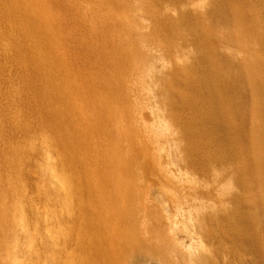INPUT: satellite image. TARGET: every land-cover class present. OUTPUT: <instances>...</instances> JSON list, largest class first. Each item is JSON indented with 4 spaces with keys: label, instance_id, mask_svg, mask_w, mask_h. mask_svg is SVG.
Masks as SVG:
<instances>
[{
    "label": "bare ground",
    "instance_id": "1",
    "mask_svg": "<svg viewBox=\"0 0 264 264\" xmlns=\"http://www.w3.org/2000/svg\"><path fill=\"white\" fill-rule=\"evenodd\" d=\"M134 5L132 12L137 19L130 27L136 36L125 35L120 47L121 51L134 53V63L143 64L144 81L135 84L136 90L141 88L143 92L134 95V108L130 109L125 99L122 106L107 108V125L118 130L127 146L118 179L121 195L133 186L134 158L148 155L150 142L158 144L166 161L161 165L162 173L183 190L209 193L211 188L204 177L218 161L236 158L238 168L224 189L228 192L227 203L209 205L199 200L187 211L179 208L174 215L163 208L169 242H159L152 236L138 237L140 240L129 236L117 224L126 203L120 200L119 205L114 199L111 206L106 200H98L106 208L100 216H105L103 233L99 215L96 219L98 207L83 201L85 191L89 193L87 181L97 182V176L92 172L86 178L81 173L86 166L74 144V137L77 141L78 137L64 132L41 62L32 48L26 47V41L15 34L13 22L9 23L5 35L14 41L11 47L18 57L14 61L26 71L25 86L34 96L31 99L39 101L38 111L34 107L36 113L53 131L55 149L47 158L51 165L44 171V179L48 175L52 179L57 171L62 177H71L82 199L87 236L81 238L84 264H264V155L255 151L264 137V0H135ZM22 17L16 1L0 0V20L23 21ZM16 26L28 38L25 26L20 22ZM216 30L231 39H248L249 55L247 51L244 59L234 61L232 54L218 52L214 44ZM241 136L249 138V143L239 142ZM51 184L54 189L66 188L64 181L51 180ZM63 216H55L54 220L61 222ZM65 216L71 220L74 212L69 210ZM143 225L148 235L147 220ZM28 226L23 216L18 231L27 233L33 244L15 235L4 264H58L56 255L72 235L70 226L62 227L61 223L57 238H53L57 241L51 260L42 258V254L46 252V237H53L52 233L46 237L39 232L31 235ZM21 254L27 257L22 259Z\"/></svg>",
    "mask_w": 264,
    "mask_h": 264
},
{
    "label": "rangeland",
    "instance_id": "2",
    "mask_svg": "<svg viewBox=\"0 0 264 264\" xmlns=\"http://www.w3.org/2000/svg\"><path fill=\"white\" fill-rule=\"evenodd\" d=\"M11 1L17 2L24 18L23 21L13 18L0 20V264L7 263L15 235L26 244L34 242L27 233L18 231L19 220L23 216L31 235L39 232L46 237L52 233L53 237H46V252L42 254V258L49 260L53 259V247L57 241L54 239L61 223L62 227L70 226L72 235L56 255L58 264H84L81 238H87L82 223V199L78 198L71 177H62L57 171L52 179L50 175L45 178L47 187H44V171L51 165L47 158L55 149L52 146L54 136L49 124L37 114L36 103L39 101L31 99L32 94L25 86L26 71L14 61V57L18 59L13 52L15 48L11 47L14 41L7 35L12 22L15 34L26 41V47L32 48L41 62L54 107L61 114L58 118L64 132L78 137V141L74 137V144L86 166L81 173L86 178L92 172L97 176L98 183L86 180L89 193L85 191L83 201L89 200L94 208L98 207L96 219L99 215L98 225L103 233L105 216H100L106 208L99 204L103 200L110 206L114 204L113 199L126 203L121 207L117 224L125 228L129 236L136 237V240L152 236L159 242L171 239L162 218L164 207L174 215L179 208L187 211L199 200L209 205L229 201L228 192L225 193L224 189L238 168L236 158L218 161L211 166L204 177L210 192L195 193L176 186L169 176L162 173L161 165L166 161L155 142L148 144V155L134 154L133 186L121 195L122 184L118 179H121V158L126 156L127 146L120 139L118 130H111L107 125L110 118L107 108L122 106L124 99L130 104V109L134 108V95H142L143 92L141 88L139 91L135 88L136 83L144 81L143 64L134 63L131 57L134 53L121 51L120 47L125 35L136 36V31L130 27L131 22L137 19L132 12L135 0ZM19 22L25 26L28 38L16 26ZM214 34L218 52L232 54L234 61L244 59L247 51L249 55L248 39H231L220 30ZM181 52L184 54L185 50ZM27 99H31L29 103ZM107 100L109 103L105 106ZM146 118L150 119L148 114ZM249 141L245 136L239 138L243 145ZM136 150L137 146H134L133 152ZM255 151L264 155V137L261 136ZM51 180L64 181L66 188H52ZM83 184L86 185L85 182ZM69 210L74 212L71 220L65 216ZM62 215L61 222L54 220L55 216ZM145 220L148 235L143 225ZM21 255L22 259L27 257Z\"/></svg>",
    "mask_w": 264,
    "mask_h": 264
}]
</instances>
